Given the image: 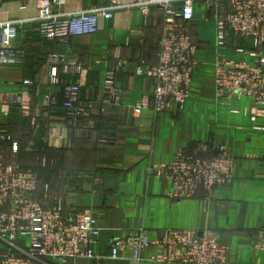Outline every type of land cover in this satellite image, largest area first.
I'll return each mask as SVG.
<instances>
[{"label":"crops","instance_id":"0c3cea01","mask_svg":"<svg viewBox=\"0 0 264 264\" xmlns=\"http://www.w3.org/2000/svg\"><path fill=\"white\" fill-rule=\"evenodd\" d=\"M109 6L111 0H68L56 9L78 12ZM218 10L206 0L194 5L188 27L196 45V69L184 105L171 102L159 113L147 108L135 114L134 105L153 90L145 74L158 64L164 26L160 9L145 17L136 8H119L96 33L53 39L40 34L37 0H0V22L13 25L10 46L23 55L19 62L0 65V94L6 99L0 104V135L6 136L0 138V148L20 167L59 175V182L47 181L50 192L58 184L54 196L69 211L91 213L101 231L92 245L95 257L40 264H168L158 246L144 247L139 260L127 246L119 257L112 256L115 240L137 231L156 239L167 230L212 234L228 248L224 264H264V250L255 246L257 231L264 229V104L257 106L262 113L253 119L249 98H220L215 85L219 57L252 65L256 59L247 53L252 41L242 35H231L218 46ZM51 53L75 58L83 72L62 73V83H52ZM140 59L147 61L143 76L136 75ZM108 69L116 71L121 91L120 100L104 105ZM76 77L84 109L74 117L64 101L65 84ZM217 145L234 157L233 177L211 194L200 188L195 197L171 199L172 181L152 168L171 164L180 152L202 153L204 146L213 150ZM40 195L43 201L52 197ZM29 243V237L16 240L17 245ZM8 248L0 238V254Z\"/></svg>","mask_w":264,"mask_h":264},{"label":"built area","instance_id":"2783aa9c","mask_svg":"<svg viewBox=\"0 0 264 264\" xmlns=\"http://www.w3.org/2000/svg\"><path fill=\"white\" fill-rule=\"evenodd\" d=\"M68 0H37L36 20L42 37L67 39L73 35L96 33L104 19H111L119 8H136L145 17L155 8L164 14V26L159 41L158 64L150 66L146 76L153 81L151 95H144L133 111L139 114L147 108L159 113L171 102L183 106L191 89L192 75L196 69L189 23L194 19V5L198 0H111V6L68 12L63 7ZM218 10L215 14L218 46H224L231 35L250 39L253 48L247 53L256 64L219 57L216 62L215 85L220 98L251 100L253 119L262 113L257 108L264 104V0H206ZM12 22H0V65L22 60V53L10 46L14 35ZM244 51V49H239ZM51 82L61 84V74H81L82 65L62 53H51ZM145 59H140L136 75L143 76ZM123 62L118 63L121 67ZM64 107L70 116H78L84 107L80 104L79 78L65 84ZM104 105L120 100L116 71L108 69L104 77ZM0 104L6 99L0 94ZM0 135V138H5ZM10 139V137H8ZM12 149L18 151V143ZM202 153H178L171 164L157 165L152 170L172 181L169 197L175 201L195 197L200 188L212 193L214 189L233 177L235 159L224 145L213 150L204 146ZM41 183L32 169H23L6 158L0 148V238L9 248L0 254V264H40L72 257H95L92 249L100 236L95 217L85 211L68 210L65 203L56 199L48 206L40 197ZM45 196L49 185L43 187ZM30 238L28 244H16L18 238ZM132 250L134 259H141L142 249L158 246L164 250L162 259L168 264H224L228 248L220 245L212 234L200 235L194 231L167 230L161 237L149 239L143 231L113 243L114 258L123 247ZM255 246L264 250V229L256 233Z\"/></svg>","mask_w":264,"mask_h":264},{"label":"rangeland","instance_id":"374dc122","mask_svg":"<svg viewBox=\"0 0 264 264\" xmlns=\"http://www.w3.org/2000/svg\"><path fill=\"white\" fill-rule=\"evenodd\" d=\"M23 169H32V170H34L38 174V176L40 178V181H41V189H42L41 192L43 194H44L43 187H45V185L47 184V181L48 180L55 181V183H56V181L59 182L61 180V177L59 175H55V176H45V174L42 175L41 172L38 169H36L35 167L34 168L33 167H29V168L26 167V168H23ZM57 185L58 184H55L54 185V187H55L54 189L51 188L50 194H52V197H50V195H49V198H46L45 199L46 202L44 201L46 203V205H48V206H50V204L54 203L56 201V199H57V197L54 196L56 194L55 189H57V187H58ZM40 197L43 200V195L42 196L40 195Z\"/></svg>","mask_w":264,"mask_h":264}]
</instances>
